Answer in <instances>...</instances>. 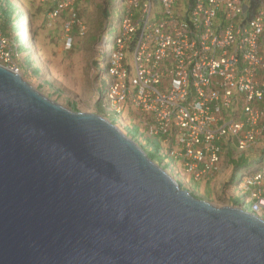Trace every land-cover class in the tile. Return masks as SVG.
<instances>
[{"label": "water", "instance_id": "95a60500", "mask_svg": "<svg viewBox=\"0 0 264 264\" xmlns=\"http://www.w3.org/2000/svg\"><path fill=\"white\" fill-rule=\"evenodd\" d=\"M0 264H264V219L197 198L0 64Z\"/></svg>", "mask_w": 264, "mask_h": 264}, {"label": "built area", "instance_id": "2783aa9c", "mask_svg": "<svg viewBox=\"0 0 264 264\" xmlns=\"http://www.w3.org/2000/svg\"><path fill=\"white\" fill-rule=\"evenodd\" d=\"M74 1L54 0L50 21ZM127 3L104 106L122 114L130 105L144 138H159L176 170L204 180L221 169L228 147L244 153L264 135V4L251 14L250 0ZM17 48L0 24V63H11ZM242 180L253 208L238 207L264 219V165Z\"/></svg>", "mask_w": 264, "mask_h": 264}, {"label": "rangeland", "instance_id": "374dc122", "mask_svg": "<svg viewBox=\"0 0 264 264\" xmlns=\"http://www.w3.org/2000/svg\"><path fill=\"white\" fill-rule=\"evenodd\" d=\"M7 1L0 0V7ZM9 1L21 11L25 10V28L21 34L14 24L5 26L11 45L18 46L19 51L11 63L0 64L8 68L17 66L25 82L59 105L76 112L98 114L117 125L172 175L181 188L197 198L218 208L245 204V209L252 212L253 203L246 201L245 181L241 179L243 174L264 165V135L249 151H232L226 155L224 166L216 174L195 181L172 166L173 159L163 150L159 138H144L145 130L138 119L132 118L130 105L126 104L127 109L122 114L105 108L99 91L105 92L109 88V60L120 32L119 21L128 9V3L121 0H75L73 11H63L52 22L49 15L55 7L54 0ZM158 7L155 3L153 17ZM105 10L111 13L110 18ZM20 35L25 45L23 49L17 40ZM128 60L132 62L131 54H128ZM241 161H245L247 167L240 169L236 176Z\"/></svg>", "mask_w": 264, "mask_h": 264}, {"label": "trees", "instance_id": "16d2710c", "mask_svg": "<svg viewBox=\"0 0 264 264\" xmlns=\"http://www.w3.org/2000/svg\"><path fill=\"white\" fill-rule=\"evenodd\" d=\"M121 1H123V3H125V2L127 3V0H121ZM263 4H264V0H250V12H251V14H253L256 11V9H258ZM104 13L108 16V18L111 17V16H109V15H111V13H109L108 11L105 10ZM124 13H125V11H124ZM124 13H123V15H124ZM15 14H16V17H15ZM24 16H25V10L21 11L20 8H17L9 0L7 1V4L5 6L0 7V24H1L2 28H3L4 34L7 37H8L7 31L4 30V29H5V26H7L8 24L9 25L10 24H14V26H17L16 27L17 30L20 31L21 34H22V30L25 28V25L23 24L24 23V21H23ZM121 20H122V17H121V19L119 21L120 23H121ZM22 39H23L22 35L18 36V38H17V40L20 42V46L23 49L25 45L22 43ZM114 42H116V39H115ZM17 49L19 51V47ZM113 49H114V47H113ZM109 66H110V60H109ZM110 84H111V80L109 82V87H110ZM108 89L106 91H108ZM99 92L101 94V100L103 101V97H104V93L105 92H103L102 89H100ZM148 156L154 161V159L150 155H148ZM237 167L238 168H237L236 176H237V173L239 172L240 169H243V168L247 167V163L245 161H241L239 163V165H237ZM246 176H247V174H243L242 175V179L244 177H246ZM235 203H236V205H238L237 202H235Z\"/></svg>", "mask_w": 264, "mask_h": 264}, {"label": "crops", "instance_id": "0c3cea01", "mask_svg": "<svg viewBox=\"0 0 264 264\" xmlns=\"http://www.w3.org/2000/svg\"><path fill=\"white\" fill-rule=\"evenodd\" d=\"M232 151H234L233 149H231L230 147H228L227 148V152L225 153V155H224V157H223V162H222V165H221V167L222 166H224V162H225V160H226V155H228V154H230V153H232ZM235 152V151H234Z\"/></svg>", "mask_w": 264, "mask_h": 264}]
</instances>
